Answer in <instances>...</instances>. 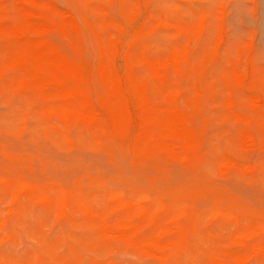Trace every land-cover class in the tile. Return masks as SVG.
Masks as SVG:
<instances>
[{
    "label": "bare ground",
    "instance_id": "bare-ground-1",
    "mask_svg": "<svg viewBox=\"0 0 264 264\" xmlns=\"http://www.w3.org/2000/svg\"><path fill=\"white\" fill-rule=\"evenodd\" d=\"M2 1L0 100L11 108L9 120L20 131L41 128L57 141L73 144L75 127H84L77 135L81 147L115 150L134 162L155 156L190 167L205 163L200 153L211 155L214 150L213 143L205 142L210 137L203 107L218 101L214 90L219 81L225 117L233 122L239 147L246 151L252 145L263 156L250 164L229 153H214L209 166L225 176L239 171L252 181L264 175V87L234 61L221 64L217 49L196 51L189 43L155 59L140 43L143 31L136 21L129 28L119 20L95 29L102 58L79 61L48 38L53 29L62 34L67 28L78 30V17L60 25L48 19L47 12L45 16L25 6V0H14L16 16L6 22ZM10 42L15 44L6 48ZM204 176L209 194L196 187L193 192L199 197L217 192L210 172ZM106 183V178L91 179L83 189L49 185L41 192L32 179L0 172V193L11 205L8 216L0 217V247L16 238L11 216L37 204L52 220L56 216V223L64 220L66 229L63 226L53 240L42 232L39 248L20 264H126L99 257L111 252L155 257L160 264L264 260V215L245 213L237 203L201 209L181 190L128 191ZM154 248L164 253L157 255ZM0 264H9L2 255Z\"/></svg>",
    "mask_w": 264,
    "mask_h": 264
},
{
    "label": "rangeland",
    "instance_id": "rangeland-1",
    "mask_svg": "<svg viewBox=\"0 0 264 264\" xmlns=\"http://www.w3.org/2000/svg\"><path fill=\"white\" fill-rule=\"evenodd\" d=\"M24 5L45 16L47 14L48 19L60 25H66L71 16L78 17L81 23L78 30L67 28L62 34L53 29L48 33L51 42L64 48L76 60L95 63L102 58L95 29L119 20L125 21L131 28L132 21H136L143 31L140 43L150 48L153 58L159 59L171 49L189 43L196 51L217 49L221 64L234 61L250 72L255 84L264 87V0H25ZM38 7L42 10H37ZM16 13L14 0L2 1L3 21L9 22ZM14 44L10 42L6 48H12ZM95 48L99 53L94 51ZM182 89H187L186 84ZM214 93L218 101L205 103L203 107L207 117L206 138H211L204 140L207 144L213 143L214 150L211 155L200 153L207 162L190 167L155 156H146L134 162L115 150L98 151L90 146L81 147L77 145V135L85 130L84 127H75L73 144H63L41 128L34 132H22L9 120L11 108L0 100V172L32 179L41 192H45L49 185L83 189L91 179L106 178L108 186L118 185L128 191L157 190L170 194L181 190L184 198H189L191 204L201 209L215 203H237L245 213L264 215V175L258 181H252L242 177L239 171L225 176L214 173L209 166L210 158L215 154L229 153L250 164L259 163L263 156L252 145H248L246 151L239 147L233 122L225 117L219 81ZM211 118H214L213 121ZM205 171L210 172L211 186L217 192L199 197L193 189L200 187L207 191L204 189ZM10 208L6 196L0 193V217L8 216L6 211ZM11 219L12 229L17 232L16 238L4 241L0 247V256L6 258L9 264L28 260L32 252L39 248L42 232L53 240L59 237L63 226L66 229L64 220L56 223L57 217L52 220L37 204H30L25 212L19 216L12 215ZM62 250L67 252L63 248L59 251ZM154 252L157 255L164 253L160 248H154ZM117 254L111 252L99 257H111L126 264H160L155 257L134 252ZM254 264H264V260H255Z\"/></svg>",
    "mask_w": 264,
    "mask_h": 264
}]
</instances>
